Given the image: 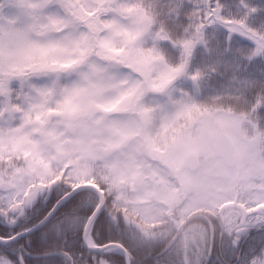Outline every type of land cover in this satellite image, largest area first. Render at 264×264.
I'll use <instances>...</instances> for the list:
<instances>
[{
	"label": "snow or ice",
	"instance_id": "6c2138e0",
	"mask_svg": "<svg viewBox=\"0 0 264 264\" xmlns=\"http://www.w3.org/2000/svg\"><path fill=\"white\" fill-rule=\"evenodd\" d=\"M0 264H264V0H0Z\"/></svg>",
	"mask_w": 264,
	"mask_h": 264
}]
</instances>
